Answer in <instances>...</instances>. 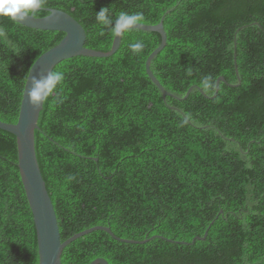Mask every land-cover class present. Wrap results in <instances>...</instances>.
Masks as SVG:
<instances>
[{
    "label": "trees",
    "instance_id": "1",
    "mask_svg": "<svg viewBox=\"0 0 264 264\" xmlns=\"http://www.w3.org/2000/svg\"><path fill=\"white\" fill-rule=\"evenodd\" d=\"M37 18L62 11L107 52L128 22L162 21L160 36L122 33L108 58L73 57L51 72L35 156L67 245L60 264H264V0H13ZM64 34L25 28L0 0V121L16 123L34 61ZM235 41V46L233 42ZM214 99L204 98L196 88ZM96 159V161L94 160ZM209 229L207 230V228ZM204 241L190 242L202 237ZM170 240L174 243H170ZM176 242V243H175ZM186 243L188 245H183ZM15 138L0 130V264H37Z\"/></svg>",
    "mask_w": 264,
    "mask_h": 264
},
{
    "label": "water",
    "instance_id": "2",
    "mask_svg": "<svg viewBox=\"0 0 264 264\" xmlns=\"http://www.w3.org/2000/svg\"><path fill=\"white\" fill-rule=\"evenodd\" d=\"M1 4L7 15L17 24L32 30L38 31H55L64 34L59 43L38 57L31 65L23 87L21 102L18 111L16 123H5L0 121V130L12 135L16 140L17 152V169L26 197L27 204L31 211L34 224L36 246H37V264H60V257L63 249L75 241L95 231H103L112 239L124 244H144L155 238L141 242L124 240L116 238L109 228L95 226L82 232L74 234L65 241H60L59 230L56 216L46 191L44 181L41 177L39 166L35 156L34 131L38 130L37 121L40 111L42 110L47 84L52 70L62 61L73 57L87 58H108L111 57L119 48L122 33L126 30H140L145 32L156 33L160 36L159 46L147 57L144 68L149 80L158 88L162 94L163 100L166 97L174 100H185L189 96L193 87H190L185 96L180 99L167 93L157 79L150 71L152 59L160 53L166 45V34L163 30L162 21L156 25H144L128 22L121 25L114 34V38L107 52H100L84 47L85 32L81 25L68 14L54 9H47L48 15L37 18L33 12L39 11L40 7L35 5L30 14L24 13L19 9L13 0H1ZM235 46V41L233 42ZM236 54L233 53L234 71L237 78L235 85L227 84L222 77H218L215 82V91L212 97H207L199 88V93L206 99H214L218 92L219 83H224L229 87H237L240 80L237 75ZM96 161V159H94ZM209 227L207 228V230ZM207 230L202 237L192 239L190 245L196 240L204 241L207 236ZM170 243H174L167 240ZM176 243V242H175ZM188 245L186 243H181ZM90 264H107L104 259L98 258Z\"/></svg>",
    "mask_w": 264,
    "mask_h": 264
}]
</instances>
